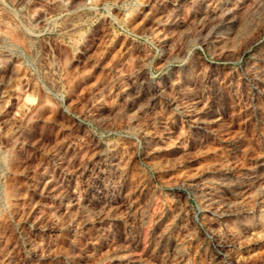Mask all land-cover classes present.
<instances>
[{"label":"rangeland","instance_id":"374dc122","mask_svg":"<svg viewBox=\"0 0 264 264\" xmlns=\"http://www.w3.org/2000/svg\"><path fill=\"white\" fill-rule=\"evenodd\" d=\"M254 76L264 0H0V264H264Z\"/></svg>","mask_w":264,"mask_h":264},{"label":"bare ground","instance_id":"6f19581e","mask_svg":"<svg viewBox=\"0 0 264 264\" xmlns=\"http://www.w3.org/2000/svg\"><path fill=\"white\" fill-rule=\"evenodd\" d=\"M19 2H21V1H23V0H18ZM155 15V14H154ZM154 15H153V17H154ZM164 18H165V16H164ZM154 21H156V23L157 24H160V23H162L163 21L161 20V19H159V18H157V20H154ZM155 23V24H156ZM166 24V23H165ZM168 24V23H167ZM161 25V24H160ZM169 28V27H168ZM212 35H214V34H212ZM216 35H217V33H216ZM209 39H210V37H209ZM209 41V40H208ZM211 41H213V40H211ZM219 42L221 41V40H218ZM217 43V42H216ZM258 75V74H257ZM254 82L256 83V85H258L260 88H263V90L262 91H260V93L261 94H263V97H264V77H262V76H260V77H256V76H254ZM162 91V90H161ZM160 95V94H159ZM2 99H3V97H0V102H2ZM155 100H156V95H153L150 99H149V101L150 102H155ZM151 104V103H150ZM192 108V107H191ZM187 114H188V117H191L192 115H194L193 114V111L192 110H190V109H187L186 111H185ZM197 123V125H201L202 126V124L200 123V122H196ZM140 134H142L143 135V139H144V141L147 139V134L146 133H143V132H140ZM260 167H263L264 168V162H261L260 163ZM227 175V174H226ZM256 175H257V173H256V171H252V172H250L248 175H247V177H245V178H243L241 181H238V182H235V183H229L232 187H235V189L237 188V187H241V186H243L244 187V185L245 184H248V183H253L255 180H256ZM225 177V176H224ZM224 179V178H223ZM227 179V178H226ZM227 182V181H226ZM250 185V184H249ZM249 185H247V186H249ZM54 187V186H53ZM251 187V186H250ZM247 188V187H246ZM221 189V188H220ZM220 189H209L207 192H205V193H203L204 195H203V207H204V209L208 212V213H210V214H212V215H216V214H219L220 213V215L222 214L221 212H222V209H224V208H226V206H227V203H226V200H225V198L222 196V191L220 190ZM238 189V188H237ZM245 189V188H244ZM243 189V190H244ZM207 190V189H206ZM37 192V191H36ZM36 192H34V194L36 195ZM204 192V191H203ZM48 193V192H47ZM51 194V193H50ZM54 194V193H53ZM47 198H50V197H47ZM228 207V206H227ZM29 214V213H28ZM28 222H30L29 220H28V217L27 218H25L24 220H23V224H27ZM27 226V225H26Z\"/></svg>","mask_w":264,"mask_h":264}]
</instances>
